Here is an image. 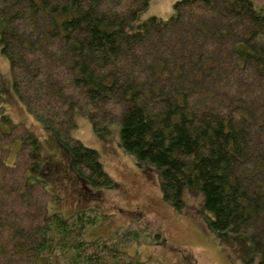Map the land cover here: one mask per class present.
Masks as SVG:
<instances>
[{"label":"trees","instance_id":"obj_1","mask_svg":"<svg viewBox=\"0 0 264 264\" xmlns=\"http://www.w3.org/2000/svg\"><path fill=\"white\" fill-rule=\"evenodd\" d=\"M149 2L0 0L14 94L92 187L112 178L71 137L75 111L96 131L119 121L120 145L156 167L165 202L179 210L186 193L201 195L213 230L248 234L260 258L243 264H264V13L251 0H177L168 20L150 16L128 32ZM16 135L0 127V264H159L123 249L146 242L144 229L86 240L100 211L46 215L47 192L28 182L39 143L23 130L9 163Z\"/></svg>","mask_w":264,"mask_h":264},{"label":"rangeland","instance_id":"obj_2","mask_svg":"<svg viewBox=\"0 0 264 264\" xmlns=\"http://www.w3.org/2000/svg\"><path fill=\"white\" fill-rule=\"evenodd\" d=\"M176 1L150 0L148 6L128 24L127 31L134 32L137 25L150 16L168 20L175 14ZM251 1L258 13H264V0ZM238 50L243 55L246 49L239 44ZM0 104L8 117L6 123L0 120L1 129L17 134L7 146V161L13 163L16 160L22 140L18 134L23 130L26 131L25 142L35 138L39 143L35 153L37 163L28 168V182H39L47 192L46 215L57 213L67 218L84 209H95L105 215L85 229L86 240L106 239L114 231L133 225L148 231L150 238L123 249L128 254L138 253L143 260L155 259L159 264H243L248 260L259 261V254L253 250L247 233L211 228V214L205 210L201 195L186 193L185 204L179 210L165 202L156 167L148 161L138 162L120 145L119 121L99 123L101 129L96 131L88 115L76 110L71 137L94 148L112 178L109 187L96 188L81 182L73 172L65 147L53 132L43 128L14 94L9 62L1 52V44ZM23 151L24 161L27 156Z\"/></svg>","mask_w":264,"mask_h":264}]
</instances>
